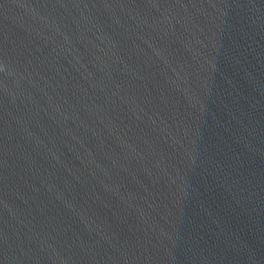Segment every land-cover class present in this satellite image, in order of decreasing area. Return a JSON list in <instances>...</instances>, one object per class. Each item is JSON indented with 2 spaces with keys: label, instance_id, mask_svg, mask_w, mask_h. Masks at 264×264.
<instances>
[{
  "label": "water",
  "instance_id": "95a60500",
  "mask_svg": "<svg viewBox=\"0 0 264 264\" xmlns=\"http://www.w3.org/2000/svg\"><path fill=\"white\" fill-rule=\"evenodd\" d=\"M0 264H264V0H0Z\"/></svg>",
  "mask_w": 264,
  "mask_h": 264
}]
</instances>
